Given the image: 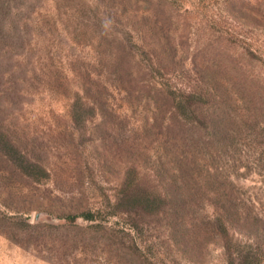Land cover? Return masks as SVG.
<instances>
[{
	"label": "rangeland",
	"instance_id": "374dc122",
	"mask_svg": "<svg viewBox=\"0 0 264 264\" xmlns=\"http://www.w3.org/2000/svg\"><path fill=\"white\" fill-rule=\"evenodd\" d=\"M121 1L125 12L151 15L146 21L152 38L158 40L155 19L165 23L169 44L161 56L169 77L186 93L189 87L201 93L190 99L203 107L197 118L204 130L195 141L166 145L167 116L156 110L152 96L139 97L131 108L118 96L122 107L95 118L69 106L77 73L98 57L105 15L117 17ZM35 5L52 24L50 61L70 68L67 86L54 84L49 91L39 80L22 98L14 92L23 85L15 78V90L4 95V71H14L16 59L7 63L0 52V131L8 129L30 155V161L15 162L26 176L6 170L0 160V264H58L55 251L40 254V244L24 239L28 226L66 224L58 217L87 211L139 173L141 190L168 191L187 207L195 230L207 231L168 252L166 227L145 216L141 238L147 255L160 264H264V0H36ZM6 34L0 29V47ZM131 141L138 153L124 148ZM71 178L78 182L72 185ZM103 249L89 248L75 262H133Z\"/></svg>",
	"mask_w": 264,
	"mask_h": 264
},
{
	"label": "trees",
	"instance_id": "16d2710c",
	"mask_svg": "<svg viewBox=\"0 0 264 264\" xmlns=\"http://www.w3.org/2000/svg\"><path fill=\"white\" fill-rule=\"evenodd\" d=\"M27 1L25 0V3L14 0L0 1V13L2 11L5 13V18L0 19V29L8 34L7 41L3 40L1 43L0 52L7 63L16 59L10 66L14 71L9 69L4 71V77L8 78L6 82L8 86L3 90V94L10 96L15 90L14 79L17 78V82L23 85L14 92H18L22 98H28L30 88L39 80L49 91L52 90L49 86L54 84L67 86L66 73L70 68L63 63L56 66L50 61L51 43L47 36L52 34V24L48 20V15L42 13V9L35 5L36 0H30V4ZM124 6V1L115 6L114 13L117 17L112 13H106L103 32L98 41L100 47L98 57L95 56V64L77 73L78 88L69 106L72 109L80 108L95 118L115 113L118 107H122L116 103L118 96H121L127 108H131V102L139 97L152 96L156 110L165 111L167 116L163 133L166 145H174L178 141L184 142L191 138L195 141L204 130L203 123L197 118L203 107L190 99L201 96V93L196 92L193 87H189L190 92L186 93L169 77L171 69L165 65L161 56L169 34L165 32V23L155 19L158 30L156 40L152 38L153 26L146 21L151 15L140 16L139 10H135L134 13L125 12ZM136 22L139 27L136 26ZM11 39H15L16 44ZM73 69L71 66L70 70ZM185 93L186 95H183ZM9 96L7 103L12 104V98ZM103 124L110 127V121L107 119ZM1 128L3 129L0 131V160L8 166L6 170L20 172L15 162L19 159L30 161L29 152L8 129L5 130L3 126ZM126 147H129L133 154L140 151L139 146L132 141L124 148ZM22 172L20 175L26 176ZM141 178L140 173L136 181L128 182L126 178L121 191L104 195L102 202L96 203L87 211L58 217L66 221V224L37 222L29 225V229L24 231V239L34 240L40 244L41 247L38 249L40 254L55 251L58 264H77L75 262L77 256L87 255L89 248L101 245L105 248L103 252L108 256L114 255L116 251L117 256L121 254L132 259V264H160L156 257L146 254L142 243L145 216L157 218L156 220L166 227L164 246L168 252L177 250L181 241H186L187 238L193 241L199 232L207 234L205 230L203 232L199 228L195 230V225L188 217L187 207L174 195L168 191L153 193L141 190ZM70 180H73L72 185L78 182V179ZM76 197L83 199L85 194L78 191ZM78 220L88 225H80L77 223ZM70 257L74 258L73 261L67 259ZM176 261L170 260L174 263Z\"/></svg>",
	"mask_w": 264,
	"mask_h": 264
}]
</instances>
